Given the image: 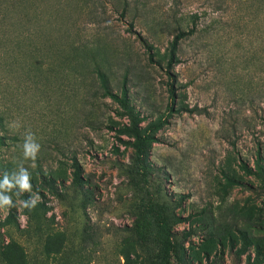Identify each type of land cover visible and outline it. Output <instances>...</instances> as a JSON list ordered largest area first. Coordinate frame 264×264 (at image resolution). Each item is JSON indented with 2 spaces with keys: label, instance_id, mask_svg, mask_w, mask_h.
Wrapping results in <instances>:
<instances>
[{
  "label": "rangeland",
  "instance_id": "rangeland-1",
  "mask_svg": "<svg viewBox=\"0 0 264 264\" xmlns=\"http://www.w3.org/2000/svg\"><path fill=\"white\" fill-rule=\"evenodd\" d=\"M122 1L0 0V197L11 198L20 224L3 226L9 206L0 200V251L9 255L1 264H151L155 242L134 228L159 194L173 207L183 199L176 214L189 219L175 231L191 232L190 264H253L231 248L230 240L241 248L242 234L264 264L256 175L258 158L264 168V0H142L138 28L157 36L153 59L129 32L131 18H121ZM94 9H106L102 22L89 16ZM194 26L179 52L171 112L169 44ZM95 64L115 93L125 85L127 106L104 96ZM181 98L202 113H178ZM161 117L145 183L132 173L134 138L121 132L133 118L145 128ZM29 132L40 145L35 159L24 156ZM24 173L28 189L18 182ZM22 196L50 208L43 237L23 215Z\"/></svg>",
  "mask_w": 264,
  "mask_h": 264
},
{
  "label": "trees",
  "instance_id": "trees-1",
  "mask_svg": "<svg viewBox=\"0 0 264 264\" xmlns=\"http://www.w3.org/2000/svg\"><path fill=\"white\" fill-rule=\"evenodd\" d=\"M90 2V1H89ZM21 11L23 14H26L28 11V7H26L25 2L21 3ZM122 11L121 18L130 17L129 24V32L133 34L139 35V38L149 53L150 59H153L155 56V39L156 35L151 34L149 28H138L141 23L140 13L143 10L148 8V3L142 2V0H123L122 1ZM107 15L106 9L104 11H98L96 9L89 12V16L94 19L95 23H100L103 21L104 17ZM157 21L156 19L153 20ZM139 29L140 33L137 32ZM197 29L195 26L187 31H180L173 36V40L169 44V50L167 54V63H166V74L168 78L171 80V83L168 88V92L170 97L173 100V104L170 107V111L174 110V104L176 99L178 98L176 83L178 79V75L175 72V68L180 64L179 52L182 48L184 41L195 35ZM79 51H74L72 57L73 58H83L86 61L91 60L94 55L88 54V56L80 55ZM88 53V52H87ZM85 61V62H86ZM87 63V62H86ZM96 74L101 82V88L104 91V96L111 98L113 101L118 102L124 106H127V89L123 84L121 88V94L115 93L111 87V83L108 75L104 72L102 66L100 64H95ZM178 113H189V114H200L202 110L200 108H190L181 98L180 107L177 109ZM166 124V120L162 117L157 120V122H153L148 124L145 128H141L138 122H136L135 118H133V124L131 128H124L123 134L129 135L134 138L133 148L134 155L132 157V173H136L140 175L145 183H148L149 177V167H150V149L154 143H158L159 140L156 138V133L160 131L164 125ZM3 143L0 138V144ZM258 161V171L256 175L261 179L262 183H264V168L260 166V159ZM244 169H247L244 167ZM63 183V182H62ZM84 180L81 176L80 168L77 165H74L73 172V182L71 184L74 187V191L77 195H80L82 192V188L84 187ZM233 181L227 179V184L232 186ZM31 185H34L33 180H31ZM18 193V191H16ZM21 197V196H20ZM24 200V204L27 203L32 207L23 206V215L28 219V223L33 226L35 233H39V237H43L44 228L46 225L47 214L49 213V209L45 203L38 202L32 203L31 200L22 196ZM183 199L178 201V204L174 205L166 202L161 198V195L155 196L151 200L149 204L145 206V214L144 219L134 228L135 233L138 238L144 243L145 239L149 237L155 242L154 245L157 249L156 259L152 261L151 264H190V256L188 254L186 243L188 242V238L191 235V232H176L175 227L181 223H184L189 218L181 217L176 214V206H182ZM81 204H78V207ZM14 206H9V214L4 222L3 226H15L20 228V224L15 215ZM243 244L241 248L236 249L232 240H230L231 248L234 251V255L237 258H242L246 256L248 262H252L255 264L262 257V249L259 246L255 247V256L252 258L248 253V249L253 244L249 242L248 237L245 234L241 236ZM5 249V248H4ZM4 249L0 251V260L2 258L5 259L6 255L9 257L8 252ZM55 252L59 253V250H55ZM137 257H140L139 251L136 250ZM126 259L129 260L130 257L125 255ZM192 261V260H191ZM1 264V262H0ZM141 264H145V261L142 260Z\"/></svg>",
  "mask_w": 264,
  "mask_h": 264
},
{
  "label": "clouds",
  "instance_id": "clouds-1",
  "mask_svg": "<svg viewBox=\"0 0 264 264\" xmlns=\"http://www.w3.org/2000/svg\"><path fill=\"white\" fill-rule=\"evenodd\" d=\"M23 149H24L25 158L35 159L36 154L38 153V151L40 149V145L35 142L34 134H32L31 132H29L25 136V142L23 144ZM18 182L20 183L22 189H28L30 187L28 184V173H24L22 175L20 181H18ZM5 183L7 184V181H5ZM0 200H2L3 203L7 204L8 206H14L11 203V198H9V197H0ZM24 206L25 207H32V206H29L27 203H25Z\"/></svg>",
  "mask_w": 264,
  "mask_h": 264
}]
</instances>
